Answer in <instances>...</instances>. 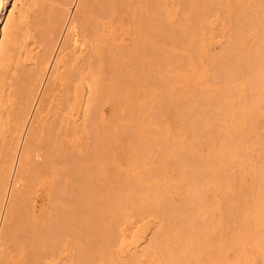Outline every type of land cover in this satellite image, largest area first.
<instances>
[{
    "label": "rangeland",
    "instance_id": "1",
    "mask_svg": "<svg viewBox=\"0 0 264 264\" xmlns=\"http://www.w3.org/2000/svg\"><path fill=\"white\" fill-rule=\"evenodd\" d=\"M136 1L128 0L129 5L126 2L124 8L126 9L125 12H127V15L125 14L126 20H119L116 26L113 25L103 29L102 33L105 38V41L102 43L103 49L114 46L121 50V48L131 44V40L128 38V28L133 27V22H137L139 17L144 14V5H141V2H139L142 0H138L139 5H137ZM160 1L162 13L160 20H162V27L164 28H162L161 35L158 36L156 33H153L157 28L148 23L141 24L140 26L142 27L139 29L140 36L147 33L149 37L152 33L154 34L153 44L149 46L151 50H149L150 53L147 57H113L111 60L115 64L114 76L106 73L107 57H98L97 70L100 73L99 77L97 76V81L101 83L102 88L105 85V87H108V85L112 87V84L113 88H115L116 79L114 78H122V75L126 77L123 78L126 80L122 79L126 81L125 84H123L122 80L121 82L123 84L122 87L127 92L121 97L122 100H126L127 102L131 98L130 111L132 113H127V109L124 106V109L118 108L117 98L114 99L115 91L110 90L102 94L99 102L89 105L91 113L89 131L87 129L88 118L84 121L79 120L76 124L71 122L70 145L67 152L71 154L66 153L67 155L62 156H77L79 150L84 151L88 154L90 163L98 162L101 178L103 173L111 169L117 171L116 175L118 178L115 189L116 195H114L115 199L111 200L116 207H114L115 212L111 210V207H113L111 206L113 204H110L111 201L108 203L111 207L107 205L110 208V212L114 213L111 215L115 216L116 213L115 227L113 225L109 227L112 221L110 219L111 215L107 214L109 210H104L105 215L110 217L108 221L106 220L107 217H104L105 215H101V222H103V217L106 220H104L105 224L101 223V225L103 226L104 224L105 227H109H107L109 230L112 229L109 231L106 228L107 234L101 226V229H103L101 232L106 233L103 236L105 238H102V244H105L102 247L104 246L103 249L106 250L101 249L103 253H99L100 256L96 255L98 257L94 259L96 260L95 262L87 260L81 264H213L214 261V264H221L222 261L224 262L223 264H226L225 262H228L227 264H264V55L262 56L264 54V0H262L263 2H260L261 0ZM246 2L249 6V11L245 7ZM252 6L254 9L256 8V11ZM138 9L142 13H138ZM158 9H160L159 5L154 11H158ZM146 11L150 13V11ZM257 11L259 12L258 15ZM238 18H241L240 24L237 22ZM259 19H263L262 22ZM258 25L261 26L260 30ZM235 26L238 28L236 29ZM261 47H263V50ZM229 48L231 49L229 50ZM195 50L197 53H195ZM205 53H208V55ZM161 55L164 56L160 57ZM229 58H232V60ZM226 59L232 63H229ZM235 60L238 63H244L243 65L242 63L238 65ZM234 66H238L239 68H235ZM131 71L132 73H129ZM243 73L246 74L244 75ZM139 83L141 85H138ZM142 83H145L146 87H143L145 85ZM126 85L128 86L125 87ZM133 91L138 92L137 97L135 95L136 92L134 93ZM246 109L248 111H245ZM243 111L245 114L242 113ZM173 120L177 121L174 122ZM181 124L182 126H180ZM185 125L189 127L186 129ZM207 126L208 128H205ZM143 129L144 131H142ZM95 133L103 135L102 139L95 138ZM108 135L109 137L105 138ZM128 137L130 138L128 139ZM125 142H127V145L129 143L128 147ZM176 144H178L177 148ZM92 145L94 147L93 151L90 150ZM95 148L97 149L95 150ZM186 151H188V154H185ZM88 157L87 159H89ZM58 159L55 156L54 160L58 161ZM190 160H193L194 163H191ZM173 162L175 164H172ZM185 162L188 163L185 164ZM182 163L184 166L181 165L179 167ZM192 164H196V167ZM205 165L207 169L203 167ZM174 168L176 169L174 170ZM197 171H199V174ZM52 177L56 180L57 185V188L55 187L54 189V203H48L49 201L46 198L48 197V188H46V185L40 184L39 192L37 193L36 214L41 216L42 209H45V213L41 216L42 228L47 223H50V221L53 222L54 219L52 220V218L56 213H61L64 210L60 205L61 199H64L62 198V193L67 186L62 181L63 171L61 170L60 172L57 162H54ZM183 180L185 181L183 182ZM192 180L198 181L197 184ZM192 182L195 184H192ZM220 186L221 188H219ZM160 187L166 189L163 191ZM190 187L193 189H190ZM220 189H223L221 190L222 192ZM228 190H232L231 193ZM237 191H239V194L241 193L240 196H238ZM154 195L159 196L156 197ZM167 196H170V199ZM165 200L166 202H164ZM224 201L227 202L224 203ZM23 202L21 204L20 201L15 202L16 205H14V210L11 212V217L8 218L10 220L9 222L6 221L7 226L9 224L11 226L7 227L5 225L4 227L6 228H3L6 237L2 235L0 239V248H2L0 249V260L8 259L3 262L0 261V264H3L5 261L6 263L4 264H19L18 259L22 256L19 254L15 255L13 244L18 239L17 237L21 235V229L17 228L21 227L20 221L24 212L22 210L24 207ZM122 202L126 204V207H124L125 204ZM116 203H118V206ZM233 203L234 205H232ZM141 204L143 208L140 207ZM231 205L236 211L235 209L232 211ZM224 208L228 209V211L226 212ZM165 210L166 212H164ZM234 211L235 213L238 211V213L235 214ZM118 212L119 215L117 214ZM12 213L18 214L20 220L17 215L13 216ZM243 213L246 214L244 215ZM162 214L164 215L161 217ZM225 215L228 217V221H226ZM242 215L243 219H240ZM117 217L121 218L118 219ZM106 222H109V224L107 225ZM18 224L19 226H17ZM213 224L216 227L219 225V227L216 229V227H213ZM254 225H256L257 230L255 228L252 229ZM220 227L221 229L223 227L224 230H221ZM9 228L12 232L15 230V232L18 231L20 233H12ZM239 231L242 234L248 231V235L245 234V236L249 237L246 238L244 234H239L237 238L236 233L238 234ZM5 232L10 234L6 235ZM223 232L224 234L226 232V237L220 235V238L223 237L222 240L217 234ZM44 233L41 229V234L43 235ZM191 233L195 235L192 236ZM187 234L190 236L188 237ZM227 235H232L233 239L232 236L229 238ZM66 237L62 242L57 243L60 245V250L56 251L49 264H76L78 262L76 256L81 244H78L76 240L70 241L69 237ZM158 240L163 245L165 243V245H161ZM108 241L110 242L108 243ZM205 241L209 243V248L212 247V244H215V247L213 245V249H209L205 246L207 244ZM233 241L236 243H232ZM216 242L219 246L216 245ZM223 242L226 243L223 244ZM253 243L256 245H253ZM11 249V253H8ZM9 254L10 256L5 257V255ZM210 257L215 259L212 263L209 260L211 259Z\"/></svg>",
    "mask_w": 264,
    "mask_h": 264
},
{
    "label": "bare ground",
    "instance_id": "2",
    "mask_svg": "<svg viewBox=\"0 0 264 264\" xmlns=\"http://www.w3.org/2000/svg\"><path fill=\"white\" fill-rule=\"evenodd\" d=\"M127 1L126 0H0V239L2 238L1 237L2 235L4 237H6L4 235V229L3 228H6V227H4L5 225L7 226L6 221L9 222V220H10L8 218L11 217L10 216L11 212H12V210H14V205H16L15 202L20 201V204H21V202L24 201L23 202L24 207L22 206L23 207L22 210L24 211L23 214L26 217L24 218V216L22 214L24 219L21 216V219H22L20 221L21 227L17 228V229H19V228L21 229V233L19 232L21 235H20V237H17L18 239H16L15 243L13 244V246H14L13 251H14L15 255L16 254L22 255L21 258L18 259L19 264H49V262H51V259H53L56 251L60 250V245L57 243L62 242L66 236H67L66 238L69 237L68 239L70 241L76 240V242L78 244H81V247L78 249L77 256H76V258L78 260V262H77L78 264H81L87 260H90V261L93 260L95 262L96 260H94V259L97 258L98 256H100L99 253H101V254L103 253V251H101V249L106 250V249H103L104 246L102 247V245H105V244H102V240H103L102 238H105L103 236H104V233L106 232L105 229L108 227V226L105 227L104 220L107 217L106 220L108 221V218L111 217L110 219H112V221H111L109 227H111V225L114 226V223L116 222V219H115L116 213H115V216L111 215L114 213L110 212V210H109L110 205L108 203L112 199H115V196H114V195H116L115 189L117 187V182H118V178L116 175L117 171L111 169L110 171L103 173L102 178H101L100 172L98 170V162L90 163V158L88 157V154L85 153L84 151L79 150L77 153L78 154L77 156L71 155L70 157H67V156H62V155H65L69 149L71 122H74L76 124V122H78L79 120L84 121L86 118H88L87 129L89 131L90 130L89 129V122H90V118H91V113L89 111V105L91 103H94V102L95 103L99 102V100L102 98V94H104L105 92H109L110 90H114L115 91L114 99L117 98V102L119 104L118 108L124 109V107H125L127 109V113H129V114L132 113L130 111L131 110L130 109L131 108L130 107L131 106V102H130L131 98L127 102L126 100H122V97H121L123 94H125L127 92V90L124 89V87H122L123 84H125V82H126V81H123V80H126L123 78H126V77H123L124 75H122V78H119L120 81H119V79H117V77H115L114 78V79H116V87L114 86L115 88H113V84H112V87H109V85H108V87H105L106 86L105 85V86H103L104 88H102L101 83H99V81H97V79L99 77V73H100V72L98 73V70H97L98 57H107L106 73L108 75L114 76L115 64L113 63V60H111L113 57H147L148 54L150 53L149 50H151V48L149 46L153 44V40H154V34L153 33H156L158 36H160L161 32L164 28L162 27V20H160L161 15H162L161 4H160L161 1L160 0H142V1H139V2H141V5H144V7H143L144 14H142V15H145V16L141 15L139 17V20L137 22L135 21L136 23L133 22L134 26L128 28V31H129V37L128 38L131 40V44H128L126 47L121 48V50L118 47L115 48L114 46L112 48L103 49L102 43L105 41V38H104V34L102 33V31L105 27L107 28V27H110L113 25L116 26V24L118 23L119 20L120 21L126 20L125 16L127 15L126 14L127 12H125L126 9H124V8H125V4ZM259 1H257V2H259ZM139 2H138V0L136 1V3H138L137 5L140 4ZM260 2H263V1L261 0ZM128 3L129 2H127V4ZM158 5H159L160 9H158V11H154V9H156L158 7ZM263 6H264V4H263ZM137 7L139 8V6H137ZM242 7H243V5H242ZM245 7H247L248 8L247 10L249 11V6L247 5V2H246ZM253 9H254V7H253ZM146 10L150 11V13L147 12ZM254 10L256 11V8ZM140 12L141 11L139 10L138 13H140ZM136 13H135V15H136ZM254 14H256V13H254ZM258 14H259V12L257 13V15ZM198 15H200V14H198ZM253 16H255V15H253ZM263 17H264V15H263ZM240 19L237 21L238 23H239ZM252 20L256 21L255 19H252ZM262 20L263 19H261V20L259 19V21H261V22H262ZM242 22H243V20H242ZM145 23H148V24L152 25L154 28H157V30H155L149 37H148L147 33H146L147 35L144 34L146 36H144V35L140 36L139 35V29L142 27L140 25L141 24L144 25ZM260 24H263V23H260ZM253 26H254V24H253ZM258 26H259V30H260L261 26L260 25H258ZM235 28L237 29L238 27L235 26ZM241 29L243 30V28H241ZM257 29H258V27H257ZM180 30H182V29H180ZM227 32H228V30H227ZM245 32H246V30H245ZM180 34H182V33H180ZM166 37H167V35H166ZM263 39H262V41H263ZM129 43H130V41H129ZM260 43L263 44L261 41H260ZM179 45H180V43H179ZM262 48L263 47H261V49ZM230 49L231 48H229V50ZM248 50H250V49L248 48ZM248 50H246V51H248ZM233 51H234V49H233ZM195 53H197V51ZM243 53H244V51H243ZM246 53H248V52H246ZM199 55H202V54H199ZM206 55H208V53ZM214 55H212V56L214 57ZM222 55H225V54H222ZM263 55L264 54H262V56ZM163 56L164 55H161L160 57H163ZM241 56H242V54H241ZM228 57H229V55H228ZM248 57H250V56H248ZM224 58H226V57L224 56ZM232 58L231 59L229 58V59L232 60ZM205 60H207V59H205ZM215 60H217V59L215 58ZM240 60H241V58H240ZM207 61H209V60H207ZM227 61H229V60H227ZM244 61L246 62V60H244ZM229 63H232V62L229 61ZM241 63L243 65L244 62H241ZM241 63L237 62L238 65ZM254 63H256V62H254ZM210 64H212V63H210ZM233 64L235 65V63H233ZM131 67H133V66H131ZM131 67H129V68H131ZM234 67H232V68L234 69ZM237 67H235V68H237ZM240 68H242V67H240ZM87 70H88V72H87ZM134 71H136V70H134ZM226 72H227V70H226ZM129 73H132V71ZM231 74H233V73H231ZM231 74H229V75H231ZM129 76H130V74H129ZM257 76H259V75L257 74ZM121 80L124 82L123 84H122ZM128 81H129V83H131L130 80H128ZM119 83H120V85L121 84L122 85L118 86ZM140 83L138 85H141ZM142 84L145 85L143 87H146L145 83H142ZM127 86L128 85H126L125 87H127ZM120 87H122L123 90H121L122 88L119 89ZM136 87H137V84H136ZM133 92L135 93L136 91H133ZM134 93H133V95H134ZM144 94H145V92H144ZM135 95L137 97L138 92H136ZM184 95H185V93H184ZM160 97H162V96H160ZM123 99H124V97H123ZM132 100H133V98H132ZM157 101H159V100H157ZM133 102H135V101H133ZM181 103H182V101H181ZM251 104H252V102H251ZM248 109H250V108H248ZM186 110H188V109H186ZM168 111H166V112H168ZM245 111H248V110L246 109ZM242 113H244V111ZM242 113H241V115H242ZM183 116H185V115H183ZM246 116H247V114H246ZM172 118H171V120H172ZM177 120H175V121H177ZM196 120H197V118H196ZM147 122H149V121H147ZM185 124H186V121H185ZM180 126H182V124ZM208 126L205 128H208ZM185 127H186V125H185ZM188 127H186V129ZM205 130H204V132H205ZM211 130H212V127H211ZM142 131H144V129ZM195 131L197 132V130H195ZM161 133H163V132H161ZM207 133H209V132H207ZM94 137L98 138L100 140V139H102L103 135L101 136V135H97L95 133ZM108 137H109V135L105 136V138H108ZM129 138L130 137H128V139ZM159 138H161V137H159ZM128 139H127V141H128ZM190 139H193V138H190ZM195 139H194V142H195ZM125 143L127 145V142H125ZM178 143H179V141H178ZM128 145H129V143H128ZM128 145H127V147H128ZM177 146H178V144H176V148H177ZM185 146H186V144H185ZM93 148L94 147L92 145L90 147V150L93 151ZM183 148H185V147H183ZM96 149L97 148H95V150ZM175 152H173V153H175ZM190 152H191V150H190ZM186 153L188 154V151H186L185 154ZM67 154H71V153H67ZM135 154H137V153H135ZM176 154H177V152H176ZM55 156H57L59 158L58 161L54 160ZM170 156H172V155H170ZM87 157L89 159H87ZM170 158H173V157H170ZM183 160H184V157H183ZM175 161H177V160L175 159ZM54 162H57V166L59 167L60 172H61V170L63 171V180L62 181L64 184H66L67 187H65V190L62 193V195H63L62 198H64L66 201L64 199H61V205L60 206L62 208H64V210L61 213H56L54 215V217L52 216L53 217V218L51 217L52 220L54 219L53 222L50 221V223H47V225L44 228H42L43 226H42L41 216H42V214L45 213V209L44 208L42 209L41 216L36 214V212H37L36 201H37V195H38L37 193L39 192L40 184L46 185L47 186L46 188H48V197H46L49 201L48 203H52V204L54 203V201H55L54 189H55V187L57 188L56 180L53 179V177H52L53 173H54ZM174 162L172 164L176 163V162L175 163ZM192 162H193V160L191 161V163ZM133 163H135V162H133ZM187 163L185 162V164H187ZM181 165L184 166L182 163V164H180L179 167H181ZM195 165H193V166L196 167ZM197 167H199V166H197ZM203 167H205V169H207L206 165ZM188 168H190V167H188ZM175 169L176 168H174V170ZM185 169L187 170V168H185ZM209 169H211V168H209ZM195 170H196V168H195ZM203 170H204V168H203ZM198 172L199 171H197V173ZM179 175L182 176L180 173H179ZM144 176H146V175H144ZM157 176H158V174H157ZM204 176H206V175H204ZM122 177H123V175L121 176V180H122ZM147 179H148V177H147ZM177 179H178V177H177ZM181 179H182V177H181ZM126 180H127V178H126ZM142 180H143V178H142ZM144 180H146V179H144ZM196 180H197V178H196ZM134 181H135V179H134ZM184 181L185 180H183V182ZM131 182L133 183V181H131ZM135 182H137V181H135ZM193 182H195V181H193ZM193 182H192V184H195V183L197 184L198 181L195 183H193ZM176 184H174V185H176ZM192 184H190V185L192 186ZM68 188H70V189H68ZM219 188H221V186ZM146 189H148V188H146ZM161 189H159V190L161 191ZM164 189H166V188H164ZM164 189H162V190L164 191ZM190 189H193V188L190 187ZM131 190H132V187H131ZM221 190H223V189H220V191ZM231 191H229V192L231 193ZM148 192H150V191H148ZM237 192L239 194V191H237ZM151 193L153 194V192H151ZM128 194H129V192H128ZM222 194H224V193H222ZM240 194L238 196H240ZM154 196L157 197L159 195H154ZM58 199H60V198H58ZM116 199H117V197H116ZM164 202H166V200ZM226 202L224 201V203H226ZM111 203H112V201L110 202V204ZM122 203L125 204L124 202H122ZM234 203L232 205H234ZM112 204L113 205H111V206H113V207H111V206L110 207L112 208L111 210L114 211L116 207L114 206V203H112ZM107 205H109V206H107ZM116 205L118 206V203H116ZM135 205H137V204H135ZM232 205H231V209L233 211L235 208L233 209ZM105 207H107V208L105 209ZM124 207H126V204L124 205ZM140 207H142V204ZM235 207H236V205H235ZM228 209L227 210L225 209V211L227 212ZM22 210H21V212H22ZM104 210H109L108 211L109 213H107V214H110L111 216L110 217L106 216ZM140 210H141V208H140ZM242 210H243V208H242ZM103 211H104V213H103ZM232 211H231V213H233ZM235 211H236V209H235ZM235 211H234V213H235ZM239 211H240V208H239ZM16 212H14V213H16ZM119 212L117 213L118 215H119ZM130 212H132V211L130 210ZM130 212H129V214H130ZM164 212H166V210ZM17 213L19 214V212H17ZM228 213H230V212H228ZM237 213H238V211H237ZM237 213H235V214H237ZM18 214H16V215L18 216ZM247 214H250V213H247ZM14 215L15 214H13V216ZM20 215H21V213H20ZM101 215H105L104 216L105 218L104 217L102 218L103 222H101V217H102ZM124 215H125V212H124ZM135 215L138 216L139 214H135ZM163 215L164 214H162L161 217ZM226 215L229 216L227 213H226ZM112 216H114V217H112ZM227 216H226V219L228 218ZM231 216H232V214H231ZM19 217L20 216H18V218ZM168 217H170V216H168ZM241 217L242 218H240V217L239 218L243 219V215ZM120 218H118V219H120ZM235 218H237V217H235ZM15 219H17V218H15ZM189 219H191V218H189ZM19 220H20V218H19ZM222 221H223V219H222ZM226 221H228V219ZM226 221H224V222H226ZM255 221H257V219H255ZM17 222H19V221H17ZM109 222H110V220H109ZM109 222L108 223L106 222L107 225L109 224ZM101 223H104L103 224L104 227L101 225ZM159 223H161V222L159 221ZM231 224H232V222H231ZM9 226H11V225L9 224ZM9 226H7V227H9ZM17 226H19V224ZM101 226L105 231V232L103 231L104 233L101 232L103 230V229H101ZM113 226H112V228H113ZM118 227H119V223H118ZM213 227L215 228L216 226H214V224H213ZM218 227H219V225H218ZM218 227H216V229ZM253 228L256 229V225H254V227H252V229ZM11 229H12V227H11ZM41 229L43 232H45L43 235L41 234ZM220 229H221V227H220ZM9 230H10V228H9ZM111 230H109V231H111ZM221 230H224L223 227ZM10 232H12V231L10 230ZM13 232H15V230H13ZM16 232L18 233V231H16ZM247 232L243 233L244 236H245V234H247ZM78 233H79V235H78ZM5 234L7 235L10 233L5 232ZM115 234H117V233H115ZM162 234H164V233H162ZM189 234H190V232H189ZM189 234H187L188 237L190 236ZM239 234L243 235L239 231L238 234L236 233V236ZM191 235L194 236L195 234L191 233ZM220 235L223 237H226V232H225V234H224V232L221 234H217L218 237ZM8 236L10 237V235H8ZM228 236L229 235H227V237ZM231 236H229V238H231ZM215 237H216V235H215ZM247 237H249V236H247ZM222 238H220V239H222ZM229 238H228V240H229ZM237 238H238V236H237ZM257 238H258V236H257ZM232 239H233V236H232ZM209 240H207V241L209 242ZM252 240H254V239L252 238ZM114 241H115V239H114ZM234 241L232 243H236ZM242 241H243V238H242ZM257 241H259V240H257ZM109 242L110 241H108V243ZM219 242H221V241H219ZM252 242H251V244H252ZM206 243H204V244H206ZM224 243H226V242H223V244ZM11 244H12V242H11ZM74 244H75V242H74ZM254 244L255 243H253V245ZM107 245H109V244H107ZM161 245H163V244L161 243ZM164 245H165V243H164ZM213 245L215 247V244H212V247H211L212 249H213ZM216 245L219 246V244L217 242H216ZM154 246H155V243H154ZM157 246H159V245H157ZM205 246L208 247L209 243H207ZM211 248H209V249H211ZM0 249H2V248H0ZM157 249H158V247H157ZM11 251H12V249L8 253H11ZM99 251H101V252H99ZM6 253H7V251H6ZM97 254H98V256H96ZM8 256H10V254L5 255V257H8ZM210 258L211 259H209V260L212 263V261L215 259H212L213 257H210ZM6 259H8V258H6ZM6 259L0 260V261L3 262ZM4 263H6V261ZM214 263H215V261H214ZM223 263L224 262L222 261L221 264H223ZM225 263L227 264L228 262H225Z\"/></svg>",
    "mask_w": 264,
    "mask_h": 264
}]
</instances>
